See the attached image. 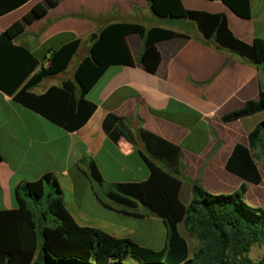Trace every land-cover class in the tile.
<instances>
[{"label": "crops", "instance_id": "0c3cea01", "mask_svg": "<svg viewBox=\"0 0 264 264\" xmlns=\"http://www.w3.org/2000/svg\"><path fill=\"white\" fill-rule=\"evenodd\" d=\"M45 1L32 0L0 18V35L23 21L36 5H46ZM181 2L190 11L224 14L235 37L247 44L264 40V13L256 16L253 0L249 20L239 18L219 0ZM111 22L139 23L148 29L159 26L189 37L159 42L161 64L151 75L138 63L142 38L127 36L136 65L109 68L85 97L77 86L76 100L84 99L97 108L86 125L73 133L0 90V211L18 208L15 190L19 186L53 174L63 191L64 205L79 226L133 241L139 237L138 229H149L148 234L151 229H161L166 245L168 230L163 220L141 204L130 208L109 200L91 178L90 163L98 167L106 186L145 182L150 176L146 160L166 170L165 164L147 153L138 135L143 129L182 149L179 178L184 205L194 199V183L213 195L233 194L243 180L226 169L227 162L236 145L248 146L249 134L264 122V112L228 124L221 119L241 110L248 101L259 100L264 92V70L203 42L189 21L156 18L147 0H62L48 8L44 18L27 25L15 44L28 48L43 66L52 50L75 39L82 43L70 67L46 79L32 93L42 95L65 82L76 83L75 70L90 56L92 36ZM110 114L129 120L126 129L133 135L132 142L125 138L115 141L105 131ZM120 132H124L120 125L111 130L115 136ZM252 186L249 184V192Z\"/></svg>", "mask_w": 264, "mask_h": 264}, {"label": "trees", "instance_id": "16d2710c", "mask_svg": "<svg viewBox=\"0 0 264 264\" xmlns=\"http://www.w3.org/2000/svg\"><path fill=\"white\" fill-rule=\"evenodd\" d=\"M32 0H0V18L20 9ZM62 0H46L27 13L23 21L14 23L0 35V90L14 102L43 116L51 123L73 133L83 128L97 106L81 99L77 101V86L85 97L111 67H134L127 36L139 35L143 50L138 63L155 75L161 64L158 43L186 34L163 27L146 28L139 23L111 22L97 33L91 44L90 56L75 70V82H65L61 88L51 87L44 94L32 90L46 79L64 73L78 53L82 41L75 39L49 53L45 65L28 49L15 41L31 25L47 15ZM217 1V0H207ZM244 20L252 18L251 0H219ZM151 13L161 20L189 21L200 33L203 42L217 49L237 54L245 61L264 70V40L247 44L232 33L224 14L190 11L181 0H147ZM264 112V92L258 101H248L236 112L222 117L225 124ZM128 119L108 115L105 131L118 141L132 142L126 129ZM120 125L118 136L111 130ZM139 138L147 153L165 164L167 169L146 160L150 170L148 180L106 186L98 167L91 162L90 176L104 189L105 196L126 207L141 204L163 220L168 237L165 247L156 251L131 239H119L98 229L79 226L64 205L63 191L53 174L28 182L15 190L18 208L0 211V264H264L251 259L254 246L264 245V209L244 201L249 184L263 182L257 156L264 157V122L248 136V146L236 145L226 169L239 176L243 183L230 195L209 194L200 184H192L193 201L188 206L181 200L182 149L140 129ZM1 161V156H0ZM200 242L192 255L187 238L180 227Z\"/></svg>", "mask_w": 264, "mask_h": 264}, {"label": "rangeland", "instance_id": "374dc122", "mask_svg": "<svg viewBox=\"0 0 264 264\" xmlns=\"http://www.w3.org/2000/svg\"><path fill=\"white\" fill-rule=\"evenodd\" d=\"M253 8H254V12L256 16L264 13V0H253ZM182 22H186V21H182ZM179 26L181 27V25ZM84 51H85V48L83 46L80 51V55H82ZM50 80H53V79H50ZM50 80H47L46 82ZM256 162L262 173L263 182L259 186H252L250 192L246 195V197H244V201L250 206L261 207L264 209V157L257 156ZM185 182L187 184L189 183V180H186ZM230 186H229L230 188L234 187V185H230ZM138 230L141 232L139 234V237L134 239L135 242H137L143 247L150 248L156 251L162 250L164 248L165 237L161 229H151L150 234H148L149 229H138ZM144 231H146V233H144ZM180 231L183 234V236L187 238L191 254L193 255L199 249L200 242L190 237L185 232L183 225L180 227ZM249 256L254 261H259L263 259L264 258V245L254 246Z\"/></svg>", "mask_w": 264, "mask_h": 264}, {"label": "water", "instance_id": "95a60500", "mask_svg": "<svg viewBox=\"0 0 264 264\" xmlns=\"http://www.w3.org/2000/svg\"><path fill=\"white\" fill-rule=\"evenodd\" d=\"M98 35L97 34H94L91 38V42H94L96 39H97Z\"/></svg>", "mask_w": 264, "mask_h": 264}]
</instances>
